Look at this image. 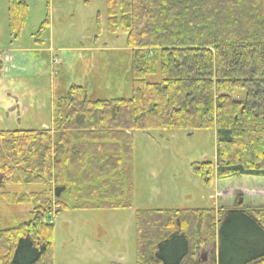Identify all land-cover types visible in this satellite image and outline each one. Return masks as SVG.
Here are the masks:
<instances>
[{"label": "trees", "instance_id": "obj_1", "mask_svg": "<svg viewBox=\"0 0 264 264\" xmlns=\"http://www.w3.org/2000/svg\"><path fill=\"white\" fill-rule=\"evenodd\" d=\"M106 11L108 31L126 35L131 95L94 99L71 85L50 127L0 131V185L39 188L1 191L31 217L0 228V264H52L60 211L132 208L136 130L212 128L214 161L192 165L203 184L264 178V0H106ZM27 12L8 0L10 35ZM233 201L136 210L135 264H264V204L239 191Z\"/></svg>", "mask_w": 264, "mask_h": 264}, {"label": "rangeland", "instance_id": "obj_2", "mask_svg": "<svg viewBox=\"0 0 264 264\" xmlns=\"http://www.w3.org/2000/svg\"><path fill=\"white\" fill-rule=\"evenodd\" d=\"M25 2L26 21L18 36H12L8 0H0V131L50 127L54 101L71 85L83 86L94 99L131 95L126 35L108 31L106 0ZM159 78L158 71L146 77L150 82ZM214 157L212 128L134 131L133 207L54 215L52 264H135L138 209L230 206L238 191L246 204H264V178L203 184L192 165ZM38 189L0 185V193ZM30 211V204L9 206L0 198V228L27 221Z\"/></svg>", "mask_w": 264, "mask_h": 264}, {"label": "crops", "instance_id": "obj_3", "mask_svg": "<svg viewBox=\"0 0 264 264\" xmlns=\"http://www.w3.org/2000/svg\"><path fill=\"white\" fill-rule=\"evenodd\" d=\"M48 48H50V47H48ZM51 120H52V118H51ZM204 254H205V256L208 254L209 255V253H208V251H204ZM206 258V257H205ZM205 258H204V260H205Z\"/></svg>", "mask_w": 264, "mask_h": 264}]
</instances>
